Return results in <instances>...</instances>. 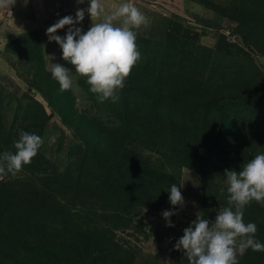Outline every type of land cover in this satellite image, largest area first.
I'll list each match as a JSON object with an SVG mask.
<instances>
[{"label":"trees","instance_id":"1","mask_svg":"<svg viewBox=\"0 0 264 264\" xmlns=\"http://www.w3.org/2000/svg\"><path fill=\"white\" fill-rule=\"evenodd\" d=\"M247 3L264 9V0H247ZM204 4L239 22L237 30L247 45L253 43L264 54V19H253L254 16L244 11L240 15L228 13L211 1L206 0ZM245 7V3L240 4L241 10ZM172 29L165 31L168 38L175 40ZM162 34L163 39L164 31ZM28 40L21 47L37 59L38 53L32 54L33 47ZM181 57L167 52L159 62L158 75L152 70L128 78L131 87L123 88L119 101L107 108L115 121L112 127L97 115L78 113L71 89L61 92L51 73L40 75L45 86L40 88L41 96L59 113L78 143L69 148L70 163L65 170L38 151L31 165L24 167L31 178L14 184L18 189L9 181H0V264H133L134 252L115 243V232L101 227L105 216L100 217L96 210L113 209L118 215L111 221L115 229H121L128 225L129 213L135 208L168 207L167 190L172 184L180 186L183 167L201 174L204 188L209 189L218 171L226 170L228 162L231 161L228 167L239 165L236 169L239 171L244 162L257 153H264V126L253 124L247 130L242 129L225 111L227 100H239L234 93L253 101L258 97L251 92L243 94L240 88H246L245 84L232 85L230 93L217 91L209 97L193 74L191 62L184 63ZM143 76L150 81L145 82ZM140 90L153 100L150 102L139 95ZM231 107L236 106L231 102ZM242 108L244 105L239 107ZM45 111L40 106L38 112L28 113L7 133L0 123L8 151H16L12 145L21 131L42 138L47 123ZM213 111L216 114L212 121ZM186 118L188 122L182 121ZM144 150L156 153L157 158H145ZM233 152L237 155L230 156ZM254 206L260 208L253 201L245 207V213H254ZM76 207L90 210L97 221H91L89 215L74 218ZM86 217L91 223H86ZM248 222L254 223L253 219ZM57 224L63 225L60 241L49 237L52 236L50 227ZM256 225V239L264 243V223ZM239 264H264V252L249 249L239 258Z\"/></svg>","mask_w":264,"mask_h":264},{"label":"rangeland","instance_id":"2","mask_svg":"<svg viewBox=\"0 0 264 264\" xmlns=\"http://www.w3.org/2000/svg\"><path fill=\"white\" fill-rule=\"evenodd\" d=\"M205 1L131 0L148 17L149 23L135 29L141 60L133 68L129 77L136 78L139 74L152 70H155L158 75L161 68L159 62L163 55L167 52L175 53L184 58V63L191 62L193 74L197 75L201 89H204L209 97L210 94L217 93V91L222 93L229 90L232 85L245 84L246 88L244 86L240 88L243 94L251 92L255 97H258V102L244 99L245 95L234 93L233 95L239 97V100H227L228 107L225 109L227 116L230 119H235L239 127L245 130L253 124L264 126V54H260V50L253 43L251 46L247 45L243 34L237 30L236 26L239 25V22L220 15L211 5H205ZM207 1L224 8L228 13L235 12L234 14L240 15L244 11L254 16L253 19H264V9L247 3V0ZM101 2L106 8V13L111 14L127 0H101ZM241 3H245L246 6L242 10L240 9ZM87 7H89L88 0H85L84 4H78L77 0H16L11 7L0 9V119H2L0 123L4 128L3 132L13 131L15 126L22 122L24 116L30 112H38L39 107L42 106L46 110L47 123L42 136L43 145L39 151L61 170L68 167L70 163L69 148L77 144L78 141L64 125L59 113L49 107L41 96L40 88L45 86L40 75L42 76L43 72L51 73V62L61 63L72 69L73 72L75 69L74 66L63 60L60 46L54 41L49 42L46 30L60 18L68 15L75 17L79 8L86 9ZM91 24L92 20L86 13L84 21L77 27H82L86 32ZM169 28H173L171 31L177 39L173 40L167 37ZM162 31L165 33L163 39L160 38ZM66 32L67 26L58 30L57 34L64 36ZM185 36H187L186 40ZM25 40H28L29 45L33 47L32 54L38 53L37 59L29 56L30 54L26 53L27 49L21 47V45H25ZM249 40L252 42V39ZM17 51L23 55H19ZM158 51L160 53H157ZM194 57H196L195 60H193ZM161 74H165V72L161 71ZM128 78L124 88L131 87L127 83ZM143 78L145 82L150 81L146 76ZM89 89L90 86L86 83L85 78L74 75L71 88V92L75 96L74 108L78 113L85 112L88 116L97 115L106 125L109 124L112 127L115 121L110 118L111 114L107 111V108L111 106V100L99 103L96 94ZM227 93H230V90ZM138 94L150 102L153 100L152 97L144 96L145 93L142 95L141 90ZM231 102L236 107H231ZM241 105H244L242 110L239 109ZM203 110L204 108L201 109V112ZM215 112L211 113V120L215 118ZM182 121L188 122V119ZM12 126L13 128H11ZM3 132L0 133L1 155L8 151ZM18 139L19 137L14 142ZM236 155L233 152L230 156ZM143 156L145 158L152 156V160L157 158L156 153L152 154L147 150L143 151ZM227 164L229 166L231 161ZM227 164L225 168H229L228 170H233L232 168L236 170L239 166L233 164L228 167ZM30 165L31 163L24 167ZM24 167L16 176L9 174L4 180L9 181L14 188H17L14 184L31 178ZM180 175V186L183 185L181 192L186 202L182 209L180 206L171 204L162 208H135L132 213H129L130 221L125 215L123 216L129 223L121 229H115V223L111 221L118 215L114 213L113 209L104 207L102 210H96L100 217L105 216L101 227L115 232V243L134 252L133 264H143L144 262L189 264L184 252L175 250L174 247L183 236V230L191 226L192 221L197 218V213L214 221L217 211L228 206L229 193L227 192L225 170L218 171V176L209 189L204 188L203 176L187 167L181 169ZM255 203L260 208L254 206V213L251 214H246L244 210L245 223H249V219L250 221L253 219L255 224L264 223V206L254 201ZM165 210L178 213L171 217L174 227L167 226V222L162 216V212ZM73 214L74 218L89 215L91 221H97V217L93 216L90 210H80L79 207H76ZM85 220L86 223H91L88 217ZM81 222L83 228L84 220ZM62 228L61 224L50 227L52 236L49 237L62 240L63 233L59 232ZM32 233L37 236L35 230H32ZM73 233L75 232L73 231ZM109 236L111 235L109 234ZM256 237H258L257 234Z\"/></svg>","mask_w":264,"mask_h":264},{"label":"clouds","instance_id":"3","mask_svg":"<svg viewBox=\"0 0 264 264\" xmlns=\"http://www.w3.org/2000/svg\"><path fill=\"white\" fill-rule=\"evenodd\" d=\"M15 2L0 0V9L11 7ZM84 2L77 0L78 4ZM88 4L86 9L79 8L75 17L64 16L47 28L49 42L54 41L60 46L63 60L75 69L73 72L61 63L51 62V75L59 83L61 92L73 87L76 75L86 79L89 90L96 94L99 103L108 100L116 103L119 91L141 60L135 29L146 26L149 20L131 0L122 3L111 14L106 13L101 0H88ZM86 13L92 24L85 32L77 25L84 21ZM66 26V35H58V30ZM42 145L39 135L21 131L19 139L14 142L16 151H5L0 155V181L9 174L16 176L22 171ZM225 177L228 206L217 211L214 221L197 213V218L183 230V236L174 246L175 250L184 252L189 264H239L238 257L249 249L264 252V243L256 239L257 225L244 221L246 206L253 201L264 206V153L244 162L239 171L226 169ZM182 187L172 184L167 190L170 204L181 209L186 203ZM177 214L169 210L162 212L168 227L175 226L171 217Z\"/></svg>","mask_w":264,"mask_h":264}]
</instances>
